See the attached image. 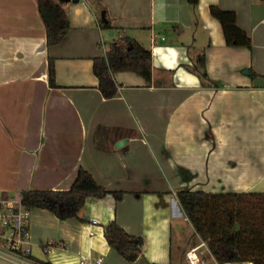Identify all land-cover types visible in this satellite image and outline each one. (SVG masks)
I'll use <instances>...</instances> for the list:
<instances>
[{"label": "crops", "instance_id": "obj_1", "mask_svg": "<svg viewBox=\"0 0 264 264\" xmlns=\"http://www.w3.org/2000/svg\"><path fill=\"white\" fill-rule=\"evenodd\" d=\"M55 1L69 29L48 47L37 0H0V193L66 190L83 168L122 199L88 197L82 220L30 210L32 257L172 264L173 230L187 221L178 191L264 193V0ZM210 5L236 13L250 49L226 45ZM124 37L150 51L151 81L117 72L119 93L104 98L93 60ZM111 221L143 238L136 261L108 245Z\"/></svg>", "mask_w": 264, "mask_h": 264}, {"label": "trees", "instance_id": "obj_2", "mask_svg": "<svg viewBox=\"0 0 264 264\" xmlns=\"http://www.w3.org/2000/svg\"><path fill=\"white\" fill-rule=\"evenodd\" d=\"M187 1L192 9L198 5V0ZM37 6L46 29L47 46L59 43L69 29L66 11L55 0H37ZM209 12L220 23L227 46L251 48V38L237 25L234 11L210 5ZM101 24L107 26L108 22L102 21ZM197 67L200 78H208L204 56L199 58ZM151 69L150 51L127 37L109 42L105 56L93 60V73L104 98H112L119 93V85L113 78L115 73L132 72L150 82ZM47 71L49 85L53 87L56 84L52 58L48 59ZM250 74L256 75L253 71ZM107 194H112L119 201L124 192L107 190L89 172L79 168L68 189L26 190L19 192V198L27 210L45 209L60 220H82L80 213L86 199L103 198ZM177 199L194 232L206 241L209 250L220 261L264 264V193H210L182 189L177 192ZM209 200L213 201L210 227L204 219ZM104 237L108 245L130 263L136 261L142 252L143 238L129 234L116 221L104 226Z\"/></svg>", "mask_w": 264, "mask_h": 264}, {"label": "built area", "instance_id": "obj_3", "mask_svg": "<svg viewBox=\"0 0 264 264\" xmlns=\"http://www.w3.org/2000/svg\"><path fill=\"white\" fill-rule=\"evenodd\" d=\"M29 222L30 210L21 204L19 196L0 193V259L12 264H45L32 257ZM202 247L204 250H200L198 255L197 251ZM50 248L48 243L43 250L48 253ZM185 257L187 264H242L231 260L220 261L202 242L189 248ZM77 264H102V259L80 258Z\"/></svg>", "mask_w": 264, "mask_h": 264}, {"label": "rangeland", "instance_id": "obj_4", "mask_svg": "<svg viewBox=\"0 0 264 264\" xmlns=\"http://www.w3.org/2000/svg\"><path fill=\"white\" fill-rule=\"evenodd\" d=\"M9 195L10 196H16V195L19 196V193H17V194L10 193ZM212 206H213V201L209 200L207 209L204 212V219L206 221H208L209 227L211 226V221H212L211 220V213H212L211 209H212ZM182 220H183V218H182ZM183 221H184V223L182 224V229L178 225L173 230V236H172V241H173V247H172L173 262H172V264H187L186 257H185V252L188 250V248L191 245H195L196 243L199 244V243L202 242V243H204L207 246L206 241L203 240L200 237L199 234L194 232L192 226L190 225L189 220L187 219V221H185V220H183ZM184 242H187V243H190V244L186 247ZM200 250H204V248L202 247V248H200L197 251L198 255H200Z\"/></svg>", "mask_w": 264, "mask_h": 264}, {"label": "water", "instance_id": "obj_5", "mask_svg": "<svg viewBox=\"0 0 264 264\" xmlns=\"http://www.w3.org/2000/svg\"><path fill=\"white\" fill-rule=\"evenodd\" d=\"M73 2H77L78 0H72ZM245 73H248V71H246Z\"/></svg>", "mask_w": 264, "mask_h": 264}]
</instances>
